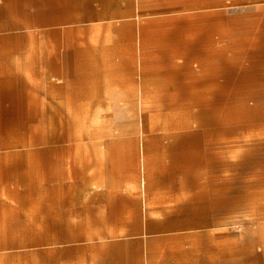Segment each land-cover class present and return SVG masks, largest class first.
Segmentation results:
<instances>
[{"label": "rangeland", "instance_id": "obj_1", "mask_svg": "<svg viewBox=\"0 0 264 264\" xmlns=\"http://www.w3.org/2000/svg\"><path fill=\"white\" fill-rule=\"evenodd\" d=\"M125 6L0 36V264H264V0Z\"/></svg>", "mask_w": 264, "mask_h": 264}, {"label": "crops", "instance_id": "obj_2", "mask_svg": "<svg viewBox=\"0 0 264 264\" xmlns=\"http://www.w3.org/2000/svg\"><path fill=\"white\" fill-rule=\"evenodd\" d=\"M137 2L138 0H0V36L37 34L41 31L43 35L54 36L60 33L59 29L64 24L60 20L127 18L130 17L129 7L125 5ZM13 47L9 42L0 43V109L15 106V103L8 100L33 98L32 87L27 84L33 75V60L25 58V54L21 58H13ZM46 63L44 60V71L47 69Z\"/></svg>", "mask_w": 264, "mask_h": 264}]
</instances>
